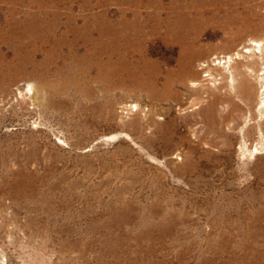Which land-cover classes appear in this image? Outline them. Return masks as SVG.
Masks as SVG:
<instances>
[{
	"label": "rangeland",
	"instance_id": "rangeland-1",
	"mask_svg": "<svg viewBox=\"0 0 264 264\" xmlns=\"http://www.w3.org/2000/svg\"><path fill=\"white\" fill-rule=\"evenodd\" d=\"M0 264H264V0H0Z\"/></svg>",
	"mask_w": 264,
	"mask_h": 264
},
{
	"label": "bare ground",
	"instance_id": "bare-ground-1",
	"mask_svg": "<svg viewBox=\"0 0 264 264\" xmlns=\"http://www.w3.org/2000/svg\"><path fill=\"white\" fill-rule=\"evenodd\" d=\"M115 40V39H114ZM103 47H98V49L95 51V53L93 54V58L94 59H97L100 55H101V52L100 50H102ZM110 66H108V69L110 72H114V73H119L122 71V67L120 66L119 63H116L114 65H112L113 63L112 62H109L108 63ZM118 66H120V68L118 69ZM131 73L133 74H136L135 72H139L140 73V69H137V67L134 68V71L133 70H130Z\"/></svg>",
	"mask_w": 264,
	"mask_h": 264
}]
</instances>
